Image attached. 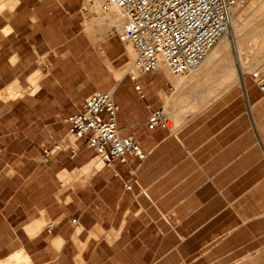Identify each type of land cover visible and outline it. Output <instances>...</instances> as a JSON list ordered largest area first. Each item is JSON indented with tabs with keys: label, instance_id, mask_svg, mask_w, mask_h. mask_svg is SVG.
I'll list each match as a JSON object with an SVG mask.
<instances>
[{
	"label": "crops",
	"instance_id": "obj_1",
	"mask_svg": "<svg viewBox=\"0 0 264 264\" xmlns=\"http://www.w3.org/2000/svg\"><path fill=\"white\" fill-rule=\"evenodd\" d=\"M84 4L0 0V264H264V59L247 65L248 19L198 68L132 80L114 73L131 59L124 20L92 27ZM245 32L264 49V24ZM96 91L144 158L107 163L69 134ZM156 108L171 127H148Z\"/></svg>",
	"mask_w": 264,
	"mask_h": 264
},
{
	"label": "built area",
	"instance_id": "obj_2",
	"mask_svg": "<svg viewBox=\"0 0 264 264\" xmlns=\"http://www.w3.org/2000/svg\"><path fill=\"white\" fill-rule=\"evenodd\" d=\"M238 1L96 0L102 10L114 8L116 15L127 19L119 38L131 42L135 53L132 61L135 72L129 71L132 80L163 67L172 74L187 73L198 67L228 31L231 10ZM258 82L264 92V77ZM136 89L143 96L138 85ZM118 109L111 91H96L67 118L68 132L77 139L85 138L86 145L107 163L125 161L128 154L144 158L140 145L132 137L120 134ZM171 126L163 108L150 113V129ZM125 187L130 189L131 185Z\"/></svg>",
	"mask_w": 264,
	"mask_h": 264
},
{
	"label": "rangeland",
	"instance_id": "obj_3",
	"mask_svg": "<svg viewBox=\"0 0 264 264\" xmlns=\"http://www.w3.org/2000/svg\"><path fill=\"white\" fill-rule=\"evenodd\" d=\"M81 1L82 2L84 1V3H85L84 7L89 13H91V14L95 13L94 15L100 14L99 9L96 6H94L92 4V2H90V0H81ZM89 2H90V7L88 4ZM238 3L234 6V9L237 8V14H241L243 17H246L248 19L247 24L246 25L243 24V27L240 31V34L242 35L241 36L242 44H243L245 50L248 51L247 53L249 54L250 59H249L247 65L250 66L249 63L252 62L254 59H260V60L264 59V49L262 48L261 44H259V43L257 44L255 42H253L252 39H250L253 37V34H248L245 31H247L248 29H252V27H255V26L256 27L262 26L264 24V22L262 24H259V22L264 20V12L262 10H254L253 4L249 3L247 0H239ZM87 5H88V7H87ZM98 11H99V13H96ZM126 43L129 44L131 47V51L133 52V57H132V59H133L135 56V53H134V50L132 48V44L129 41H125V44ZM249 50H251L252 52L250 53ZM163 69L168 74H171V72L166 67H163ZM247 71H251V68L248 67ZM96 160L99 161L98 159H96ZM97 163H100V162H97ZM82 174H84V171L79 170L77 172V174L73 175V177H74L73 179L75 180L76 177L81 176ZM69 175L70 174H67V175L63 174L62 182L64 184V187H66L67 185H69V183L72 182L71 181L72 179L70 178L71 175L70 176Z\"/></svg>",
	"mask_w": 264,
	"mask_h": 264
},
{
	"label": "bare ground",
	"instance_id": "obj_4",
	"mask_svg": "<svg viewBox=\"0 0 264 264\" xmlns=\"http://www.w3.org/2000/svg\"><path fill=\"white\" fill-rule=\"evenodd\" d=\"M90 2H92V4L94 5V6H96L98 9H99V11L101 12V13H104V12H110V13H112L115 17H117V18H122L123 20H124V24L126 25V23H127V19L126 18H123L121 15H116L115 14V10H114V8H110L109 10H102L100 7H99V5L97 4V2H96V0H90ZM89 2V3H90ZM239 4V3H238ZM92 7V6H91ZM238 7V6H237ZM100 13V14H101ZM109 13V14H110ZM231 13H232V22H231V26L229 27V29H228V31L221 37V39L216 43V45L222 40V42H228V41H231V40H233L234 38H235V36H236V32H237V26H238V23H237V18H238V14H237V8H235L234 9V6L232 7V10H231ZM100 14H98V15H95L92 19H91V21H90V26H92V27H94V26H97L98 25V22H100L101 21V16H100ZM107 19V18H106ZM110 19H113V20H110ZM102 20L104 21L105 20V18H102ZM109 23V25H113V26H115L118 30H120V26H121V22H115V21H117V20H114V18H109L108 17V20H107ZM121 31H122V29H121ZM120 31V32H121ZM131 43V42H130ZM215 45V46H216ZM126 46H127V51H128V53H129V55H130V61L126 64V65H124L122 68H120V69H118V70H114V73H115V76L117 77V78H121L122 76H123V74L130 68V67H132V61H133V59H132V57H133V52L131 51V47H130V45L129 44H127L126 43ZM214 46V47H215ZM214 47L210 50V52L207 54V56L205 57V59L208 57V58H214V57H216V49H214ZM214 49V50H213ZM213 50V51H212ZM212 51V52H211ZM204 59V60H205ZM203 60V61H204ZM203 61H202V63H203ZM201 63V64H202ZM200 64V65H201ZM199 65V66H200ZM198 66V67H199ZM198 67H196V68H198ZM195 68V69H196ZM194 70V69H193ZM132 71H134V69L132 70ZM192 71V70H191ZM135 72V71H134ZM190 72V71H189Z\"/></svg>",
	"mask_w": 264,
	"mask_h": 264
}]
</instances>
